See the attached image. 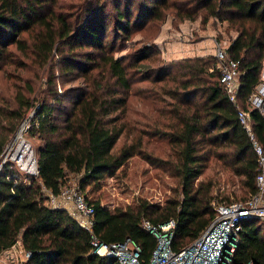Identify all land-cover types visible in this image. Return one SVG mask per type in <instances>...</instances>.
Instances as JSON below:
<instances>
[{"label": "trees", "instance_id": "trees-1", "mask_svg": "<svg viewBox=\"0 0 264 264\" xmlns=\"http://www.w3.org/2000/svg\"><path fill=\"white\" fill-rule=\"evenodd\" d=\"M104 1L71 2L66 15L56 10L57 0H0V69L8 45L14 44L21 51L29 50L47 71L43 93L32 96L34 88L28 84V95L18 92L17 105L9 111L16 126L38 100L27 130L39 141L35 146L37 175L19 176L9 161L0 169V253L20 240L29 253L21 264H117L115 257L92 251L91 234L103 242L130 237L140 247L141 263L148 264L156 237L143 226L144 220L157 226L173 219L170 246L174 250L184 247L214 215V182L209 176L199 178L210 160L217 171L236 177L246 195L221 201L244 199L255 189L257 161L252 142L219 82L216 57L207 54L170 61L155 58V64L148 63V79L160 84L153 95H167L171 108L164 114L166 120L155 117L148 122V134L165 139L169 152L165 158L148 155L147 159L161 162L175 178L177 188L171 196L163 203L138 198L125 207L109 208L84 193L94 208L91 231L64 208L47 204L45 190L57 193L74 176L85 192L87 187H98L104 176L114 174L129 157L142 154L140 138L114 147L125 129L121 118L133 71L142 59H154L158 49L152 43L116 57L111 53L112 39L105 41L106 32L112 26L127 38L136 23L160 20L165 7L180 21L200 15L202 23L212 18L235 31L227 53L238 61L237 101L248 111L253 136L264 149V114L247 102L264 65V0H143L137 2L133 18L135 0H113V16L105 11ZM23 33L29 35V44ZM63 76H81L85 84L58 91ZM5 140H0V152ZM250 260L264 264V223L257 219L243 222L233 253L235 263Z\"/></svg>", "mask_w": 264, "mask_h": 264}, {"label": "rangeland", "instance_id": "rangeland-1", "mask_svg": "<svg viewBox=\"0 0 264 264\" xmlns=\"http://www.w3.org/2000/svg\"><path fill=\"white\" fill-rule=\"evenodd\" d=\"M78 1L57 0L58 7L56 10L68 15L71 11L69 3ZM137 2L142 3L143 0H135L131 5L132 18L136 13ZM104 3L106 4L105 11L113 16L115 13V9L112 7L113 0H105ZM124 6V3L120 2V8ZM200 19V15H198L193 20L183 19L180 21L174 17L169 7H165L160 20L150 19L149 21H141L140 24L136 23L130 28L127 38L120 34V30L112 26L107 30L105 41L112 39L113 49L111 53L116 57L152 43L157 46L158 53L154 56V59L152 56L149 60L147 58L139 61L138 66L133 71L134 77L130 83L125 110L121 118L125 129L117 139L114 147L115 150L123 144L134 143L140 138L143 148L142 154L129 157L114 174L104 176L98 187L91 189L87 187L83 192L87 195V199L98 198L102 204L114 208L125 207L134 203L138 198L163 203L167 197L175 192L177 188L175 178L162 167L161 162L157 160L148 161L147 159L148 155L165 158L169 152V145L165 139L148 134V122H151L155 117L166 120L167 117L164 114H168L171 108V105L167 104V98H169L167 95H153L154 89L158 90L160 84L151 83L148 79V63L155 64V58L170 61L187 56H197L195 54H198L196 49L198 47L202 51L209 50L213 54V37L219 40L230 39L235 35L234 30L227 28L226 22L224 25L219 24L220 28H217L218 24L212 18H209L205 23L200 22ZM116 34L118 37H116ZM23 35L26 43L29 44L31 42L29 35L25 33ZM203 48L205 49L203 50ZM7 50L9 52L6 55V61L0 69V140L6 138L0 152V164L5 159V162L9 161L13 164L19 176H25L29 174L5 156L10 153L9 145L14 147L21 139L30 145L32 154L36 156L35 146L39 141L36 137L29 136L27 130L29 128V117L38 100H34V107L28 109L16 126L14 117L9 116V111L17 105L18 92L28 95L26 92L28 84L34 88L32 96L34 93L37 95L43 93L45 89L43 81L47 71L39 66L38 61L29 53V50L21 51L14 44L8 45ZM84 84L85 80L81 76L73 79L63 76L57 83V90L61 91L63 86H81ZM161 98H164V101ZM160 111L162 115H159ZM12 127H15V129L11 130ZM23 150L26 153L25 147H23ZM213 162V160L209 161L208 166L199 178L211 177L214 182L212 188L214 199L228 200L245 197L246 195L239 186L237 178L229 171H217V167ZM1 166L0 169H2ZM70 181H75L74 176L70 178ZM20 258L21 256L18 257V260ZM0 264H10L3 254L0 255Z\"/></svg>", "mask_w": 264, "mask_h": 264}, {"label": "built area", "instance_id": "built-area-1", "mask_svg": "<svg viewBox=\"0 0 264 264\" xmlns=\"http://www.w3.org/2000/svg\"><path fill=\"white\" fill-rule=\"evenodd\" d=\"M229 42L230 39L215 38L213 55L217 59L219 82L228 100L235 105L238 120L247 131L256 154L255 189L241 200L226 202L213 199L211 201L214 210L212 219L194 240L178 250L170 246L175 226L173 219L157 226L144 220L143 226L156 237V245L148 259V264H257L252 260L246 263L233 261V253L241 238L243 222L247 219H257L264 223V149L253 136L248 111L241 108L237 101L239 67L238 61L228 56ZM247 102L250 107L264 114V65L260 80L247 96ZM25 126L27 127V124ZM12 146L9 145L10 153L5 157L14 161L30 176H36V156L32 154L30 145L21 139L18 144ZM23 147L30 152L28 162L23 160ZM4 162L5 159L0 165ZM45 194L49 206L64 208L80 226L89 231L92 230L93 205L86 199L75 181L72 182L69 179L57 193L45 190ZM16 243L6 249L7 253L3 254L10 264H21L29 254L22 246L17 247ZM90 244L94 253L113 256L117 264H142L139 259L140 247L130 237L117 242H103L91 234ZM19 256H21L20 260H18Z\"/></svg>", "mask_w": 264, "mask_h": 264}, {"label": "crops", "instance_id": "crops-1", "mask_svg": "<svg viewBox=\"0 0 264 264\" xmlns=\"http://www.w3.org/2000/svg\"><path fill=\"white\" fill-rule=\"evenodd\" d=\"M213 21H215V20H213ZM213 21H212V23H213ZM216 22H217V24H218V27H217V28H220L219 24H220V25H224V24H225V22H221V21H216ZM213 28H215V27H213ZM233 36H234V35H233ZM213 39H214V37L212 38V41H214ZM196 49H197V51H198V52H197L198 54H195V55H197V56L207 55V54H212V52L209 51V50H208V51H202L201 48H199V47L196 48ZM204 49H205V48H203V50H204ZM15 245H16L17 247H20V246H21L20 240H18V242H17ZM5 252H6V251L4 250L2 253H0V255H1V254H5ZM6 253H7V252H6Z\"/></svg>", "mask_w": 264, "mask_h": 264}, {"label": "bare ground", "instance_id": "bare-ground-1", "mask_svg": "<svg viewBox=\"0 0 264 264\" xmlns=\"http://www.w3.org/2000/svg\"><path fill=\"white\" fill-rule=\"evenodd\" d=\"M25 150H26V147H25ZM22 153H23V160L28 162V160H30V152H28V149L26 150V153L24 152L23 148H22ZM28 153V154H27ZM26 155H27V158H26Z\"/></svg>", "mask_w": 264, "mask_h": 264}]
</instances>
